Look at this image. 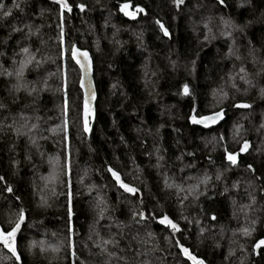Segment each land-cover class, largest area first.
<instances>
[{"label":"trees","instance_id":"16d2710c","mask_svg":"<svg viewBox=\"0 0 264 264\" xmlns=\"http://www.w3.org/2000/svg\"><path fill=\"white\" fill-rule=\"evenodd\" d=\"M3 2L6 8L11 7L12 0ZM68 3L73 10L65 11L62 18L58 15L59 6L52 0H23L22 12L13 9L10 17L0 19V53H3L0 65L10 68L19 47L27 45L31 51L39 49L37 58L51 59H45L38 69L27 71L26 78L35 80L38 76L53 74L48 79L51 90L42 92L34 104L23 92L19 93V100L13 102L8 91L11 81L0 76V103L6 105L0 109V121L9 123L21 112L33 119L40 117L36 121V147L31 146L26 137H16L8 130L0 131V176L13 188L15 196L20 197L17 202L14 196L3 192L4 184H0V223L18 207L26 210L19 248L23 264H47L38 254L33 256L26 252L30 240L45 239L50 243L65 240V196L49 194V206H38L43 186L40 177L49 171L47 161L62 156L64 150L59 126L65 117L61 112V95L55 91L61 72L67 77V122L71 129L70 184L76 233L73 241L77 256L85 264H98L102 259L93 255L96 249L88 240L89 226L95 218L92 205L97 194L108 205L105 218L96 225L102 235L117 232V224H128L132 209L144 210L146 216L149 212L156 216L168 213L182 230L176 239L190 246L205 264H264V246L253 251L255 242L264 238V129L257 131L264 119V97L258 95V88L264 87V71L255 74L264 68L259 63L264 60V0H226L227 7L223 8L218 7L215 0H184L179 9L171 0H68ZM121 3L132 4L133 8L139 5L145 11L138 19H127L119 12ZM77 4H84L85 10L81 12L75 7ZM208 16L231 18L243 31L234 32V40L226 39L217 30V20L205 41L202 21ZM157 19L169 30V37L159 31L154 23ZM13 25L18 28L30 25L39 32L25 39L23 33L12 31ZM27 31L24 27V32ZM61 35L66 51L78 45L89 51L94 60L98 100L92 107L87 133L82 131L79 122L83 101L80 71L74 62L59 60ZM249 41L256 49L255 67L246 56ZM229 43L244 57L242 62L252 74L256 87L243 94L245 86L237 81L241 93H236L234 99L232 89L226 88L230 98L219 105L227 111L226 123L204 131L193 127L187 117L193 99L202 110L213 106L212 89L223 85L221 77L233 64L241 63L225 58ZM185 83L190 87V96L182 94ZM239 101L251 103L252 108L231 107ZM237 123L243 129L240 143L232 138L233 125ZM221 135L227 138L224 144L217 142ZM243 139L249 141L248 149L238 155L237 167L225 170L227 162L221 160L223 148L238 151ZM189 152L192 155H188ZM157 155L163 157L160 168L156 167ZM108 167L117 170L124 182L137 187L139 195H129L119 189L107 173ZM217 171L222 173L220 181L215 179ZM205 173L209 177L207 191L195 201H185L183 206L177 203L174 189L164 188V174L173 182L187 186L194 183L187 177ZM233 184L237 187L233 188ZM249 193L255 197V211L249 212L248 218L256 219L257 223L252 234L244 237L237 229L247 224L240 206L249 203ZM181 213L187 220L181 219ZM211 215L216 219H210ZM196 220L200 221L199 226ZM200 228L205 229L202 236H198ZM123 231L124 237H118L121 247L129 244L136 247L133 236L146 238L148 232L155 234L153 247L157 250L149 252L150 264H184L183 257L176 255L179 249L174 247L172 238L164 240L167 230L150 216L140 225L132 224ZM185 234L187 240L183 238ZM140 247L143 252L144 246ZM125 254L136 264L132 253L126 251ZM64 255L62 250L60 256ZM0 264H14V259L2 248ZM61 264H71V257Z\"/></svg>","mask_w":264,"mask_h":264},{"label":"snow or ice","instance_id":"6c2138e0","mask_svg":"<svg viewBox=\"0 0 264 264\" xmlns=\"http://www.w3.org/2000/svg\"><path fill=\"white\" fill-rule=\"evenodd\" d=\"M23 0H12L11 7L6 8L3 0H0V19H6L11 16L13 9L23 11L21 8V3ZM52 2L59 6L58 15L61 16L65 11L71 12L72 6L68 3V0H52ZM174 7L178 8L184 4V0H171ZM215 4L218 7H227L226 0H215ZM238 7L242 6L240 4ZM81 12L85 10L84 4L75 5ZM129 3H121L119 5V11L123 13L124 16L130 19H136L137 13H143L145 10L137 5L134 10L129 11ZM218 20V31L221 36L229 40H234L233 33L243 31V27L233 23L231 18H225L224 16L213 17L208 16L203 19L202 27L204 29V40L209 39V33L212 32V27L214 23ZM154 23L158 26L159 31L163 34L164 37H169V30L165 27L161 20L157 19ZM24 27L28 28L27 32H24ZM13 32L23 33L24 38L37 35L39 29L33 30L30 25H24L22 27H16L13 25ZM214 38V37H213ZM37 49L35 52L31 51L29 46H21L18 49V52L14 54V57L11 60L10 68L5 69L0 65V76L10 79V84L8 91L13 96V102L19 100V93L23 92L27 97L32 98V103L34 104L39 98L40 94L45 91H49L50 86L48 84L49 76L53 75L48 73L44 76H38L35 80H28L26 78V72L29 70L38 69L42 62L45 59H51V57L42 56L37 58ZM3 55V53H0ZM248 62H250L253 67L256 66L257 57L256 49L251 45V42H248V49L246 52ZM58 58L61 62L66 59L74 62L79 66L81 77L79 81V86L84 91L83 101L80 106V117L79 122L82 126V131L84 133L89 132V117L93 115V110L90 107L91 100L95 98L94 93L91 91V83L86 79L91 70V60L89 58V53L86 50H80L75 45L70 47V50L66 51L63 44V37H60ZM226 59H234L235 61H241L239 65L233 64L232 69L224 77H221L223 80V85L219 88L212 89V98L215 101L213 106H210L207 111L202 110L197 107L195 100L193 99V104L190 107L189 115L187 117L188 121L193 125H201L204 128H210L217 125L220 121L224 120L225 109L219 105L224 101L230 98V94L226 91V88L232 89L231 98L234 99L236 93H241V88L239 87L237 81L242 83L245 87L243 89V94L248 92L249 88L256 87L251 78L252 74L249 73L245 67V63L242 62L244 57L240 54L239 49L234 47L233 43L228 44L227 52L225 53ZM195 63V61H192ZM260 64L264 65V60L259 61ZM59 68V66H58ZM264 71V68H260L256 71V75H259L260 72ZM57 93L61 95V112L65 117L62 125H60V130L62 132V140L64 142V150L62 156L51 157L48 159L47 163L49 165V171L47 175L41 176L40 179L43 182V186L40 188V202L39 207H48V195L56 197L63 195L66 198L65 208H66V217H65V240L64 241H55V243L46 242L45 239L40 240H30L26 245V252L29 255H39L40 257L47 260V264H61L62 261H68L71 257V264H85V261L80 259L76 253V245L73 241V236L76 234L73 228V205H72V192H71V149L69 145V139L71 135V129L68 126L67 122V113H68V93H67V77L66 73L61 72L60 74V83L59 86L55 89ZM182 94L184 96L192 95L190 87L187 83L182 85ZM258 95L264 97V87L258 88ZM6 105L0 103V109H4ZM27 107V105H26ZM231 107L236 109H251L252 105L249 102L239 101L234 102ZM7 119V118H6ZM40 117L28 116L27 114L21 112L17 117H13L11 122L5 123L0 121V131L8 130L16 137H26L29 144L33 147L37 146L36 132L38 131V124L36 121H39ZM163 127V125H161ZM264 129V119L258 126L257 131ZM233 140L237 143H240L241 137L240 133L242 132V126L240 124L233 125ZM159 132V128L157 129ZM41 139H46V137H40ZM227 138L223 135L218 137V143L224 144ZM249 147V141L246 139L242 140V144L239 147L238 151H230L227 147L223 148L221 160L222 162H227L224 165L225 170L228 167H237L238 166V155L244 153ZM188 155H192L191 152ZM28 158L27 156L25 157ZM179 159V157H177ZM163 157L160 155L156 156V167H161V161ZM211 162V157H209ZM13 161V166L15 165ZM248 169L252 170V166L248 165ZM107 173L110 174L111 179L115 182V185L122 189L125 193L129 195L138 196L139 189L135 186L129 185L124 182L121 178V174L114 170L112 167L106 169ZM222 178V173L217 171L215 179L220 181ZM188 180H194V183L188 184L185 186L183 183H175L167 175H163V184L164 188L168 190H173L175 192V199L178 204L181 206L184 205L185 201H195L199 196L204 195L207 191V186L209 184V177L207 173L202 176L197 177H187ZM259 179V177H257ZM0 184H4L3 192H7L14 196L15 200L19 202L20 197L15 196L13 188L7 183L3 176H0ZM204 186L201 189V186ZM233 188H236L237 185L233 184ZM62 189V191H58ZM91 186H89V191H91ZM225 191H228L226 188ZM140 203L143 204V200H140ZM255 203V197L249 193V203L246 205H241V211L244 214V217L247 221L245 226H241L237 231L240 235L248 237L252 234L254 226L257 223L256 219H249V212H254L255 208L253 207ZM95 212V218L93 223L89 226L88 240H90L91 247L96 249V252L93 255L99 256L102 259L98 264H132L128 256L125 254L132 253L136 261V264H150L149 261V252L156 251L157 248L153 247L155 241V234L153 232H148L146 238H137L133 236L131 239L135 241L136 247H133L131 244L126 245L125 247L120 246V239L125 235L123 229L130 228L132 224L140 225L142 221L151 217L158 225L163 226L167 230L168 235L164 237V240L167 242L169 238H172L173 245L175 248L179 249V252L176 253L177 256H182L184 259V264H205V261L200 258L197 254L190 250V246H185L180 239H176L177 233H181L180 225L170 217L168 213H163L160 216L152 215L151 212L146 216L144 210L132 209L130 211L129 223L128 224H117V232H109L107 236L102 235L101 232L97 229L96 225L100 222L101 219H104L106 213L108 212V205L105 200L97 194L95 201L92 205ZM14 217V218H13ZM26 210L23 207H18L15 212L11 213L8 217L5 218L3 223H0V248L4 249L11 255L14 259V264H23V256L19 252L20 244L22 243L23 238V229L22 225L26 223ZM181 219L187 220V217L183 216L181 213ZM210 219L215 220V215H211ZM188 223L192 221L188 220ZM196 225H200V221H195ZM30 226V225H29ZM205 229L200 228L198 236H202ZM236 233H234L235 235ZM55 235V234H53ZM118 237L120 239H118ZM185 240L188 239L187 234L183 236ZM234 242V241H232ZM141 245L144 246V251L141 252ZM264 246V238L258 239L253 245V251ZM87 247V245H85ZM64 250L65 255L60 256V252ZM243 250V249H241ZM229 251V255H231ZM141 256L144 258L141 259Z\"/></svg>","mask_w":264,"mask_h":264},{"label":"water","instance_id":"95a60500","mask_svg":"<svg viewBox=\"0 0 264 264\" xmlns=\"http://www.w3.org/2000/svg\"><path fill=\"white\" fill-rule=\"evenodd\" d=\"M129 11H132V10H134V8H133V6H132V4H130V8L128 9ZM120 12V11H119ZM120 14L123 16V17H125L124 15H123V13L122 12H120ZM139 16H140V13L138 14H136V19H138L139 18ZM126 18V17H125ZM128 19V18H127ZM78 49H80V50H84V49H81L78 45H75ZM87 51V50H86ZM88 53H89V58H90V60H91V70H90V72H89V74H88V77H87V79H86V83L88 82V81H90V83H91V91H92V93H94V96H95V98L94 99H92L91 100V104H90V107L92 108V107H94L95 105H96V103H97V100H98V94H97V90H96V85H95V80H94V60H93V58H92V55H91V53L89 52V51H87ZM75 64V63H74ZM76 65V64H75ZM77 66V68L79 69V71H80V68H79V66L78 65H76ZM80 77H81V72H80ZM79 88H80V86H79ZM80 90H81V92H82V97L84 96V91L85 90H83V89H81L80 88ZM237 110H245V109H237ZM225 113L227 114V111L225 110ZM226 114H225V117H224V120H222V121H220L217 125H215V126H212V127H210V128H204L203 126H201V125H193V124H191L193 127H197V128H199V129H202V130H204V131H210V130H213V129H216V128H219V127H221V126H223L225 123H226V121H227V116H226Z\"/></svg>","mask_w":264,"mask_h":264},{"label":"flooded vegetation","instance_id":"af4514ba","mask_svg":"<svg viewBox=\"0 0 264 264\" xmlns=\"http://www.w3.org/2000/svg\"><path fill=\"white\" fill-rule=\"evenodd\" d=\"M139 14V13H138ZM141 14V13H140ZM126 17V16H125ZM126 18H128V17H126ZM128 19H130V18H128Z\"/></svg>","mask_w":264,"mask_h":264}]
</instances>
